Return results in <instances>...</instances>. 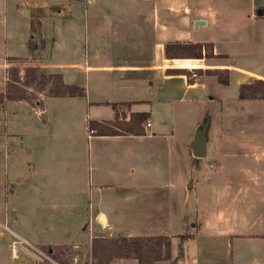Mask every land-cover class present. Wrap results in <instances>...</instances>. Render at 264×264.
Masks as SVG:
<instances>
[{"label":"crops","instance_id":"1","mask_svg":"<svg viewBox=\"0 0 264 264\" xmlns=\"http://www.w3.org/2000/svg\"><path fill=\"white\" fill-rule=\"evenodd\" d=\"M211 1L66 0L62 8L46 7L56 9L54 17L61 23L59 26L65 25L64 31L76 24L74 11L85 14L93 7L99 11L97 17L111 18L109 29L104 30L108 50H100L97 42L93 58L88 56L83 66L78 61L41 60L24 64L48 75H60L64 84L83 88L84 95L39 94L42 109L26 101H6L0 108V124L7 128L24 123L20 129L25 130L29 112L38 126L56 136L67 122L61 106L85 118L87 127L88 122L94 121L118 133L96 135L88 130L86 154L81 160H74L67 153V172L51 168L52 146L40 142L47 157L43 167L32 172L23 193L32 192V201L38 199L44 204L36 207L29 197L23 200L15 190L11 193L15 205L20 203L27 208L30 203L32 212L18 217L5 215L11 220L0 221V228L13 239L9 244L0 229V247L7 250L10 246L17 264H35L36 251L40 252L42 247H84L96 235L186 236L180 240L182 264H264V99L238 98L241 84L264 81V56L257 59L256 55L241 67L231 62L233 58L227 49L232 37L218 35L215 41L210 37L192 38L193 28L209 23L212 29L216 25L214 14L210 18L208 13ZM257 7V15L251 17L252 34L246 36L251 42L246 41L253 43L254 38L264 46V0H259ZM56 29L57 33L59 28ZM218 30L225 32L228 28L221 25ZM44 36V48H55L54 35ZM238 38L244 40V36ZM174 43L210 44L217 57L167 59L165 45ZM98 50L100 53H96ZM180 69H201L203 73L198 72L188 82L185 74L168 72ZM81 70L83 83L77 81ZM205 70L226 71L228 84H219ZM212 83L219 88L209 90L208 84ZM227 88H233L234 95L229 100L234 109L225 105ZM50 100L56 101L58 107L53 116L47 105ZM9 103L14 104L12 111H8ZM19 106L27 112H21ZM191 107L200 111V117L188 125L184 136L178 130L186 128L185 117ZM143 113L146 120L128 131L131 115ZM146 121L149 127L145 126ZM13 135L16 134L4 130L0 138V150L5 156L10 150L13 152L9 140ZM198 135L205 138L203 158L210 155L203 170L199 163L202 158H195L189 148ZM80 194L87 199L86 220L79 211ZM66 195L76 210L74 215L83 220H71L68 224L63 220H41L39 233L37 220H24L37 214L36 209L53 215L51 212L57 206L45 203L62 202ZM171 226L177 228L173 235L168 233ZM188 226L190 231H185ZM179 230L182 233L177 234ZM172 257L171 244V259L161 262L171 261ZM123 260L127 259H113L109 264Z\"/></svg>","mask_w":264,"mask_h":264},{"label":"rangeland","instance_id":"2","mask_svg":"<svg viewBox=\"0 0 264 264\" xmlns=\"http://www.w3.org/2000/svg\"><path fill=\"white\" fill-rule=\"evenodd\" d=\"M259 0H212L211 1V10L208 12L209 17L212 18L214 14V22L212 29L207 25H201L197 28H193L192 38L193 39H204L209 38L214 41L218 35H225L233 38L231 44L227 47L230 55L232 56V63L237 66L244 67V64L256 57L257 59L264 56V46L262 44L256 43V39L253 38V43H250V39L246 38L249 33V36L252 34V15H257L259 9L258 6ZM63 2L66 0H0V93L4 92L5 84L10 78V69L11 68H25L24 63H39L41 60L46 61H63V62H73L78 61L82 64L85 61H88V56L90 59L93 58V53L95 52V45L97 42L100 43V50L106 53L108 50L107 46V33H104V30L109 29L111 18L97 17L99 11L96 8L90 7L88 12L83 14L79 11H74L76 17H74L73 29L64 31L63 26H59L58 21L55 19V8L47 10L46 7L51 5H58L59 8H62ZM37 6V8L33 7ZM39 9V11H37ZM65 10V9H64ZM69 15V14H65ZM97 18L100 19L99 23ZM33 22L34 26L30 29V23ZM39 23V25L37 24ZM221 25H226L228 28L225 32L217 31V27ZM215 26V27H214ZM59 28L56 33V28ZM193 27L195 25L193 24ZM60 28L62 32L60 31ZM220 28H225L220 27ZM53 30V31H52ZM73 30V31H72ZM102 31V32H101ZM61 32V33H60ZM48 34L50 37L54 35L56 41L55 48H50V45L44 48L43 37L45 34ZM85 36V38H84ZM244 36L242 38H238ZM219 37V36H218ZM248 39L249 41H246ZM32 43L34 45L32 46ZM51 43V40H50ZM43 45V47H42ZM98 47V49H99ZM100 53L98 50L96 53ZM95 55V54H94ZM100 57H103V54H100ZM260 66V65H259ZM88 67V66H87ZM184 70V69H180ZM185 72H189L184 70ZM196 77L198 76V71H194ZM44 73V72H43ZM79 75V83L84 82V71L81 70ZM177 73V72H175ZM46 74V73H45ZM181 74V73H179ZM186 75V74H185ZM195 77V78H196ZM188 78V77H187ZM195 78H191L188 82H192ZM92 81V80H90ZM55 81L52 80L48 82L45 92H49L52 84ZM93 83L91 82V85ZM81 85V84H78ZM83 85V84H82ZM39 85L30 89L31 92H35ZM208 88L213 89L214 91L219 88L215 83L211 85L208 84ZM222 88V87H221ZM92 90V88H90ZM95 92V89L92 93ZM234 95L233 88H227L224 94L225 105H228L230 109H234L233 104L231 103L232 96ZM231 99V100H229ZM3 104V103H2ZM0 104V108L2 107ZM13 103H9L8 111H12ZM48 108L53 110L51 116L55 112L57 102L50 100L47 102ZM33 106V105H32ZM60 109L65 111L67 115V122L64 123L65 128H59V134L53 136L49 134V130L38 126L37 119L28 114L26 121L28 124L25 125L27 129L21 130L22 125H11L7 128H4L0 124V138L3 135V131L12 132L16 135L10 136V146L13 148V152L10 150L8 156L4 155V152L0 150V221L11 220V218H6V216H17L28 212H32L30 203L27 208L23 206L15 205L16 202H13L14 199L11 197V193L15 190H18L23 196V200H26V197H29L30 200H33V193L26 192L27 186L31 181V174L33 171H38L39 168L43 167V163L47 155H44V149L40 148V142H47L52 146L51 153V168L55 170L67 172L70 170V167L65 164L67 153L73 156L74 160L77 158L81 160L86 154L85 147V136L88 133V127L86 124V119L77 117L73 113H70L69 109L63 108L60 106ZM21 112H27L22 106H19ZM227 111V110H226ZM10 112H8V115ZM10 117V116H9ZM200 117V111L196 107H191L186 113V128L178 130L179 134L183 131V135L186 136L188 133V125L194 121L196 122ZM8 118V116H7ZM11 118V117H10ZM43 120V116L40 118ZM12 120V118H11ZM65 131L67 136H65ZM18 133V135H17ZM47 145V144H45ZM208 154L207 158L200 159L199 163L201 170L209 162ZM74 162V161H73ZM84 185V183H83ZM34 197L38 198L39 194H35ZM62 197V196H61ZM81 208L79 211L83 214L84 220L88 216V204L87 199L84 195L80 194ZM34 206L39 207L44 204L43 201L35 199ZM45 204H55L57 209L52 210L53 215L43 214L42 209H36V213L31 215L29 218L24 220H37V232L40 230L41 220H56L60 222L63 220L67 224L71 220H83L82 218H77L75 209L71 207L72 201L69 195H66L62 198V202H50ZM23 205V204H22ZM58 206H61L58 208ZM39 211L41 213H39ZM15 220V218L13 219ZM12 227L9 223H7ZM176 226H171V230L168 233L173 235V231H176ZM1 229V228H0ZM185 231H190V227L184 228ZM1 231L4 234V237L7 239V242L10 244L12 241V236L5 232L3 229ZM176 232L177 234L182 233ZM38 236V235H37ZM71 237V236H70ZM116 238V237H112ZM172 244V253L173 257L171 261L161 262L160 264H182V259L184 258V253L180 249V236L176 235L171 237ZM91 241V240H90ZM1 245V243H0ZM78 245H69L63 246L64 248L58 249L63 251L61 256V264H72L70 255L72 254L73 247ZM57 247H54L55 250ZM40 252L36 251L35 264H58L54 262L47 253V248H40ZM78 252L81 255L80 264H85L87 260V254L90 252V242H88L84 247L82 245L78 246ZM92 262L93 258L91 256ZM18 260L15 257L11 256L10 246L6 249L0 247V264H17ZM113 264H138L134 259H127L123 261H117ZM157 264V263H156Z\"/></svg>","mask_w":264,"mask_h":264},{"label":"trees","instance_id":"3","mask_svg":"<svg viewBox=\"0 0 264 264\" xmlns=\"http://www.w3.org/2000/svg\"><path fill=\"white\" fill-rule=\"evenodd\" d=\"M39 11V9H37ZM39 25V23H37ZM34 26L30 23V29ZM43 47V45H42ZM164 54L167 59H202L215 58L210 44H166ZM25 64V63H24ZM203 73L201 69L191 70ZM190 76L191 72L184 70H168ZM195 73V72H194ZM206 75L215 76L217 82L222 85L228 84L227 72L205 70ZM54 80L49 92H45L48 82ZM39 85L35 92L30 89ZM39 94L46 96H83L84 89L74 85L63 83L60 75L45 74L35 67L22 69L11 68L10 78L5 84L3 93H0V104L6 101H26L31 105L42 109V101ZM238 98L264 99V81L254 80L249 84H241L238 89ZM146 114H132L128 123V131H133V126L145 121ZM115 123V121L113 122ZM112 123V124H113ZM98 128V131L95 130ZM88 130L94 131L96 135H116L118 132L100 125L94 121L88 122ZM139 133V131H138ZM187 238L181 236L180 239ZM61 248V247H60ZM57 247L55 250L47 249L49 257L58 264H61L63 251ZM62 247L61 249H63ZM90 253L94 259L92 264H109L113 259H134L138 264H156L171 259V238L169 236L149 237H108L96 235L90 241Z\"/></svg>","mask_w":264,"mask_h":264},{"label":"water","instance_id":"4","mask_svg":"<svg viewBox=\"0 0 264 264\" xmlns=\"http://www.w3.org/2000/svg\"><path fill=\"white\" fill-rule=\"evenodd\" d=\"M202 24L203 22H196V25ZM34 43H32V46ZM189 148L192 150V155L195 158H203L206 155V143L203 136H196L194 140L190 143ZM100 220L105 222L104 218L101 217Z\"/></svg>","mask_w":264,"mask_h":264},{"label":"built area","instance_id":"5","mask_svg":"<svg viewBox=\"0 0 264 264\" xmlns=\"http://www.w3.org/2000/svg\"><path fill=\"white\" fill-rule=\"evenodd\" d=\"M195 77H196V74L194 72H191V74L188 77V79L195 78ZM145 126L146 127L150 126L149 121H146ZM70 259H71L72 264H80L81 255L78 252V246H74L73 247V251H72V254L70 255ZM85 264H92V259H91V253L90 252H88V254H87V260H86Z\"/></svg>","mask_w":264,"mask_h":264}]
</instances>
